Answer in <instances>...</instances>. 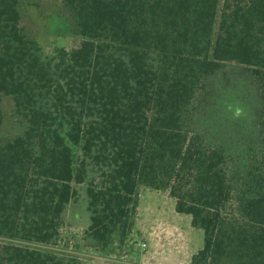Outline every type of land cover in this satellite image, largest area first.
I'll return each mask as SVG.
<instances>
[{
    "label": "trees",
    "instance_id": "16d2710c",
    "mask_svg": "<svg viewBox=\"0 0 264 264\" xmlns=\"http://www.w3.org/2000/svg\"><path fill=\"white\" fill-rule=\"evenodd\" d=\"M61 1L81 42L44 57L22 0H0V128L4 96L25 120L0 144V236L55 242L86 184V233L123 242L144 186L203 230L190 264H264V0ZM232 81L255 101L249 122L217 110ZM1 250L0 264H74Z\"/></svg>",
    "mask_w": 264,
    "mask_h": 264
},
{
    "label": "rangeland",
    "instance_id": "374dc122",
    "mask_svg": "<svg viewBox=\"0 0 264 264\" xmlns=\"http://www.w3.org/2000/svg\"><path fill=\"white\" fill-rule=\"evenodd\" d=\"M21 13V27L26 34L37 39L44 57L52 56L57 47L71 49L80 44L81 38L76 36L74 23L61 0H22ZM217 96L220 115L238 118L242 123L251 120V108L255 101L245 85L232 81ZM229 105L234 109L241 107L242 115L229 110ZM2 108L4 122L0 128V144L22 134L25 129V120L16 114L10 96L3 97ZM86 186L76 185L78 194L66 208L58 240L43 244L0 236V255L2 246L12 242L53 253L65 262L74 264H98L101 257L109 264H141V259L147 261V264H190L192 255L203 247V230L191 225L190 215L175 210V200L168 192L144 186L140 188L139 209L129 236L123 242L116 236L108 246H97L86 233L90 223ZM160 220L169 222L166 231L173 239L162 241L165 227L160 226ZM150 233L157 241L144 249L142 243H149L147 236Z\"/></svg>",
    "mask_w": 264,
    "mask_h": 264
},
{
    "label": "crops",
    "instance_id": "0c3cea01",
    "mask_svg": "<svg viewBox=\"0 0 264 264\" xmlns=\"http://www.w3.org/2000/svg\"><path fill=\"white\" fill-rule=\"evenodd\" d=\"M137 209H139V206H138V208ZM161 221V224H160V226L161 227H165V230H164V232H163V236H165V237H163V242H165V241H167L166 239H173L172 237H169V234H168V231H166L167 229H168V224H169V222H167L166 220H160ZM147 234V233H146ZM147 238H148V240H149V243H148V246H151L153 243H156L155 241H157L156 239L157 238H154L153 236H152V234L150 233L148 236H147ZM161 248H163V246L161 247ZM163 250H165V249H163ZM149 263V262H148ZM128 264H132V262H130V263H128ZM141 264H147V261H143L142 259H141ZM150 264H154V263H150Z\"/></svg>",
    "mask_w": 264,
    "mask_h": 264
},
{
    "label": "built area",
    "instance_id": "2783aa9c",
    "mask_svg": "<svg viewBox=\"0 0 264 264\" xmlns=\"http://www.w3.org/2000/svg\"><path fill=\"white\" fill-rule=\"evenodd\" d=\"M142 246L145 249L148 246V244L146 242H143ZM98 264H109V263L107 261H105V259L103 257H101Z\"/></svg>",
    "mask_w": 264,
    "mask_h": 264
}]
</instances>
